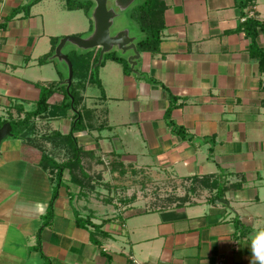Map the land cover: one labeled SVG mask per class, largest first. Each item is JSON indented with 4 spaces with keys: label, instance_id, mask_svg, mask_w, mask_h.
<instances>
[{
    "label": "crops",
    "instance_id": "0c3cea01",
    "mask_svg": "<svg viewBox=\"0 0 264 264\" xmlns=\"http://www.w3.org/2000/svg\"><path fill=\"white\" fill-rule=\"evenodd\" d=\"M35 1L0 0V120L7 123L35 111L50 87L51 111L65 102L68 66L53 57L52 39L93 30L76 25L74 10L58 13L56 0ZM239 1L166 0L159 50L141 51L137 73L108 60L99 69L100 95L88 91L92 83L79 88L80 165L64 170L53 215L58 171L42 156L74 158L68 134L77 111L39 115L0 143V264H251L248 236L264 228V72L241 23L264 22V0L244 10ZM258 44L264 50V32ZM105 156L119 163L114 177L160 171L190 186L178 204L149 210L146 195L133 201L143 191L121 185L114 192L133 194L131 202L100 215L109 208L96 197ZM77 214L101 226L100 246Z\"/></svg>",
    "mask_w": 264,
    "mask_h": 264
},
{
    "label": "trees",
    "instance_id": "16d2710c",
    "mask_svg": "<svg viewBox=\"0 0 264 264\" xmlns=\"http://www.w3.org/2000/svg\"><path fill=\"white\" fill-rule=\"evenodd\" d=\"M37 1V0H36ZM35 1V2H36ZM256 0H240L239 6L242 10L246 9L248 5H251ZM67 9L76 10L82 9L85 10L88 16H91V11L95 6L94 0L87 1H76V0H66ZM32 5L29 4L27 8ZM166 9V0H143L140 6H138L137 10L132 11L130 15L132 19L137 21L139 24L140 31L143 36H140L137 42L138 49L140 51H149L155 53L159 50L162 31L164 29V13ZM245 15V14H244ZM247 17V16H246ZM93 21V20H92ZM93 26V25H92ZM241 28L250 36L251 45L250 51L251 55L259 60L262 71L264 72V50L258 44V36L260 32H264V22L257 20L255 17H247L244 22L241 23ZM93 29V27H92ZM78 36V35H77ZM61 37H56L52 39L53 42V53L56 50L57 45L59 44ZM52 53V54H53ZM46 55L42 58V62L46 61L50 56ZM69 59L73 63L74 67V79L73 84L70 88V94L67 90V85L64 86L66 100L61 106H56L53 110L49 108L48 100L50 96L54 93L55 87H50L43 91L41 98L38 103V107L35 111L26 115L24 119L20 120H10V123L13 127V136L19 137L24 132L25 128L31 127V121L42 114L48 113V116H60L65 117L67 112L73 107L76 111L78 109V104L82 100V97H79V88H85L88 83L96 84L101 87V80L99 77V69L101 65H104L108 60H114L123 65L125 74H129L131 71V66L127 61L126 57L119 56L116 52L109 53L105 55L104 60L101 65H98L99 57H100V49H94L89 51H72L67 54ZM78 80L75 82L74 80ZM151 82H156L155 79L150 78ZM72 97L74 98V103L72 104ZM174 97L171 95V100L174 101ZM170 111H168L169 113ZM167 113V114H168ZM73 125L70 134H68V139L72 141L74 144L75 155L72 160L63 163H57L52 160L49 156L43 154L42 163L43 165L48 167H54L58 171V185L55 189L53 198L50 202V207L48 210L49 215H53V208L55 201L59 196V188L62 182V176L64 170L70 166V164L80 165V157H79V148L77 146V139L74 136L75 132L84 128L83 122L84 117L80 111L75 113L73 118ZM8 120L2 121L0 120V125H4ZM91 217L83 218L80 215H76V222L79 227L88 228L92 226L96 230L91 231L93 235V241L97 245H101V242L97 240L96 236L99 233L101 226L96 225L92 222ZM89 229V228H88ZM104 233V232H102Z\"/></svg>",
    "mask_w": 264,
    "mask_h": 264
},
{
    "label": "rangeland",
    "instance_id": "374dc122",
    "mask_svg": "<svg viewBox=\"0 0 264 264\" xmlns=\"http://www.w3.org/2000/svg\"><path fill=\"white\" fill-rule=\"evenodd\" d=\"M56 1L58 2L57 12L66 13L68 11L66 0H56ZM79 1L84 2L87 0H79ZM142 1L143 0H134L129 11L126 10V13H125L127 17V20L125 21V25H127L128 28L129 26L133 27L130 29L134 30V32L136 33L138 37L143 36V34L140 31L139 24H137L136 20L132 19V16L130 15V13L132 11L137 10L138 6H140ZM74 11L75 13H70V14L77 15V16H73L74 21L79 17L78 18L79 21L76 22V25L82 26L84 28H86L87 25H90V26L93 25L92 16H88L85 10L76 9ZM92 12L93 11H91V15H92ZM61 23H62V20L59 21V24ZM89 34L90 33H87V32L80 33L78 34V36L87 37L89 36ZM69 35H72V34H69ZM73 35H77V34H73ZM65 36H68V34L64 35V37ZM62 38L63 37H61V39ZM71 48H75L78 51H83L82 48H79L74 42L70 41L65 46L64 52L65 51L67 52ZM74 81L76 82L77 80L75 79ZM88 91L90 93H96V95H100V92L102 90L99 89L97 85L91 84L88 87ZM98 162H97V165H99V171L101 172V174H104L106 178H104V183L101 181V185H104V187L101 193H99L98 196L96 195V197L100 199L101 203L107 204L108 206L106 207H109V208H103L99 212V214L103 216L104 214L108 216H112L114 213L116 214L117 212H120L119 208L123 206L124 202H129L131 198L134 196L133 194H125V192H122L121 194L117 192L115 193L114 190L116 191L118 188H120L121 185L122 186L126 185L125 186L126 189L131 188L133 190L136 188L138 189V191L139 190L143 191L144 193H140V194L138 193V196L136 193V195L133 197L134 199L133 201H135L137 197L139 196L145 198V195H146L147 198H149V210H156L162 207L163 205L172 206L173 204H176V203L178 204L179 199L182 196H184L186 190H188L187 186H190V183L189 184H186V183L182 184L181 182L179 183L178 181L175 180V177L171 175L168 176L166 174H161L160 171L157 172L158 174L156 173L154 174L152 173L151 174H117V177H114L115 166L119 165V163H115V159L108 158L107 156H105V158L102 159V162L101 161H98ZM113 180H116L118 183L117 182L115 183ZM121 180L123 183H120ZM114 186L117 188H114ZM221 199L223 198H220V200ZM115 209L116 211H114ZM93 229L96 230L95 228Z\"/></svg>",
    "mask_w": 264,
    "mask_h": 264
},
{
    "label": "water",
    "instance_id": "95a60500",
    "mask_svg": "<svg viewBox=\"0 0 264 264\" xmlns=\"http://www.w3.org/2000/svg\"><path fill=\"white\" fill-rule=\"evenodd\" d=\"M134 0H94L92 19L93 30L89 36L81 37L77 35H68L63 37L56 47L54 58L64 61L68 66V76L65 80L68 93L74 79V67L64 48L68 42H74L83 51L100 49L98 65H101L105 55L116 52L119 56L126 57L133 72L137 73L136 67L141 58V51L138 49L139 37L135 34L133 28L125 25L127 17L126 10L129 11ZM129 23V22H128ZM74 98L72 97V104ZM11 123L0 126V143L8 136L12 135ZM224 202L228 201L222 199Z\"/></svg>",
    "mask_w": 264,
    "mask_h": 264
},
{
    "label": "clouds",
    "instance_id": "9594fccd",
    "mask_svg": "<svg viewBox=\"0 0 264 264\" xmlns=\"http://www.w3.org/2000/svg\"><path fill=\"white\" fill-rule=\"evenodd\" d=\"M247 247L251 253V264H264V228H254L248 236Z\"/></svg>",
    "mask_w": 264,
    "mask_h": 264
},
{
    "label": "built area",
    "instance_id": "2783aa9c",
    "mask_svg": "<svg viewBox=\"0 0 264 264\" xmlns=\"http://www.w3.org/2000/svg\"><path fill=\"white\" fill-rule=\"evenodd\" d=\"M137 264H142V263H137Z\"/></svg>",
    "mask_w": 264,
    "mask_h": 264
}]
</instances>
